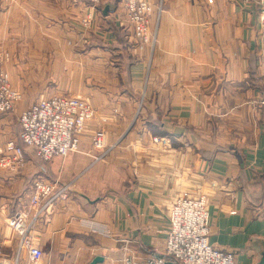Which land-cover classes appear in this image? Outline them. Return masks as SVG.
I'll return each mask as SVG.
<instances>
[{
  "label": "crops",
  "instance_id": "0c3cea01",
  "mask_svg": "<svg viewBox=\"0 0 264 264\" xmlns=\"http://www.w3.org/2000/svg\"><path fill=\"white\" fill-rule=\"evenodd\" d=\"M149 1L152 51L148 44L134 47L118 0L95 9L88 0H0V51L11 84L29 93L37 84L17 78L63 76L59 90L94 108L76 151L43 161L24 147L21 166L0 168V260L15 251L6 219L16 198L42 178L68 186L67 197L37 223L45 264H89L95 256L103 258L96 264H128L125 258L145 264L163 253L167 206L181 190L210 195L208 237L215 248L232 251L234 264L259 262L264 34L255 7ZM27 106L0 114L2 142L18 139L17 117ZM99 130L104 146L97 150L91 136Z\"/></svg>",
  "mask_w": 264,
  "mask_h": 264
},
{
  "label": "built area",
  "instance_id": "2783aa9c",
  "mask_svg": "<svg viewBox=\"0 0 264 264\" xmlns=\"http://www.w3.org/2000/svg\"><path fill=\"white\" fill-rule=\"evenodd\" d=\"M104 0H88L95 9ZM124 12L122 26L132 30L134 47L148 44L153 50L156 36L150 28L152 5L149 0H118ZM211 1V0H209ZM238 4L255 7L258 26L264 30V0H234ZM83 21L90 23L91 15ZM20 92L10 85L0 56V114L13 110ZM264 105V93L260 99ZM90 102L79 95H52L32 101L18 115L19 135L6 141L0 140V168L15 170L24 162L23 148L32 149L39 159L48 161L53 157H65L77 150L78 136L85 124L93 117ZM103 131L91 136L93 149L104 146ZM155 142L167 145L164 139ZM101 151L95 159H101ZM211 186H216L211 182ZM67 185L36 179L27 195L16 198L6 225L15 236V251L4 257L0 264H45L44 252L37 233V223L52 209L59 199L67 197ZM209 194L198 191H179L167 206L168 226L163 253L151 254L145 264H234L232 251L215 248L209 242ZM130 263L129 258L124 259Z\"/></svg>",
  "mask_w": 264,
  "mask_h": 264
},
{
  "label": "rangeland",
  "instance_id": "374dc122",
  "mask_svg": "<svg viewBox=\"0 0 264 264\" xmlns=\"http://www.w3.org/2000/svg\"><path fill=\"white\" fill-rule=\"evenodd\" d=\"M262 33L264 34V30H263ZM0 56L2 58V64H3L5 59L3 58V55L1 54V51H0ZM75 63L78 65V67L80 69L81 68V66L79 65L80 62L79 63L78 62H75ZM17 79H18L17 82H21L22 84L25 83V84H28V85H33V84L34 85L37 84V85L35 87H31V88H34V89H32V91L29 92V93L20 92L21 98H20L19 101L15 102L14 107H15L16 104H18L20 102L21 103H24V104L28 103V105H29L32 101H34V100H36L38 98H41V97H50V96L56 95V94H58V95H73V96H77L76 93H74V92L73 93H70V92H63V91L59 90V88L57 87L58 86V83L63 84V82H65V78L63 76L61 78H59V77L56 76V77H42V78H39V77H27V78H17ZM79 79H80L79 76L77 78L73 76L72 85L74 87H79L80 86V80ZM8 80H9L10 85L13 87V89L17 90L11 84L9 77H8ZM9 112H6V113H9ZM11 112H12V110H11ZM93 115H94V108H93ZM17 124L19 125V123H18V117H17ZM98 149L99 148H97V150ZM95 156H98V155H95ZM95 156H93L94 159H95ZM95 160H99V159H95Z\"/></svg>",
  "mask_w": 264,
  "mask_h": 264
},
{
  "label": "water",
  "instance_id": "95a60500",
  "mask_svg": "<svg viewBox=\"0 0 264 264\" xmlns=\"http://www.w3.org/2000/svg\"><path fill=\"white\" fill-rule=\"evenodd\" d=\"M103 258L101 256H95L89 264H96L98 262H102ZM257 264H264V251L260 257V260Z\"/></svg>",
  "mask_w": 264,
  "mask_h": 264
},
{
  "label": "trees",
  "instance_id": "16d2710c",
  "mask_svg": "<svg viewBox=\"0 0 264 264\" xmlns=\"http://www.w3.org/2000/svg\"><path fill=\"white\" fill-rule=\"evenodd\" d=\"M32 150V149H31ZM33 151V150H32ZM33 153L36 155V153L33 151ZM37 158H39L37 155H36Z\"/></svg>",
  "mask_w": 264,
  "mask_h": 264
}]
</instances>
